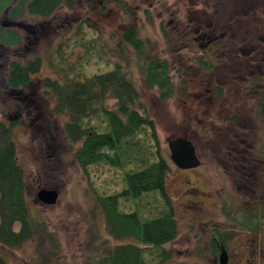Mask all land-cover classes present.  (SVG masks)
Wrapping results in <instances>:
<instances>
[{"label":"rangeland","instance_id":"rangeland-1","mask_svg":"<svg viewBox=\"0 0 264 264\" xmlns=\"http://www.w3.org/2000/svg\"><path fill=\"white\" fill-rule=\"evenodd\" d=\"M115 1L74 0L71 8L62 5L50 17L28 15L11 24L0 13V26L14 29L21 37L18 46L0 44V121L11 126L30 216L55 234L59 247L50 254L37 238L15 249L1 248L3 256L8 264H93L104 239L116 244L95 201L119 192L123 174L105 165L82 172L75 159L77 145L63 132L65 118L52 113V103L40 86L47 78L74 76L78 69L85 76L105 71L103 53L98 58L99 45L104 44L106 54L116 59L117 35L131 25L151 42V57L167 59L176 86L173 98L161 100L156 89L136 80L170 167L165 191L177 236L165 246L168 264H220V258L225 264H264V232L254 235L234 229L226 249L212 239L214 230L228 227L222 201L237 203L249 188L246 180L237 177L236 163L228 153L242 151L219 132L234 139L242 138L245 129L244 137L250 140L256 129L259 138L264 131L257 104L264 87V0H120L128 4L127 9ZM221 39H230L232 51L207 53ZM198 53L212 61L211 71L198 66ZM34 58L40 59V68L30 84L25 89L7 88L4 75L9 64ZM258 76L262 79L252 81ZM234 112L238 118L228 130L227 120ZM176 138L193 144L199 167L182 170L172 164L167 143ZM259 177L264 196V172ZM41 189L57 192L54 205L37 200ZM120 210L148 219L166 208L160 194L151 192L138 201L121 200Z\"/></svg>","mask_w":264,"mask_h":264},{"label":"trees","instance_id":"trees-1","mask_svg":"<svg viewBox=\"0 0 264 264\" xmlns=\"http://www.w3.org/2000/svg\"><path fill=\"white\" fill-rule=\"evenodd\" d=\"M9 4L10 0H0V13ZM73 4L74 0H17L8 15L13 19L28 15L50 17L62 5L71 8ZM115 4L128 8L125 1L116 0ZM117 36L116 59L106 54L104 44L99 45L98 58H103V53L105 71L85 76L78 69L76 75H66L61 80L47 78L40 88L52 103V113L65 118L63 132L71 144L77 145L75 159L82 172L87 174L89 167L105 165L123 174V187L119 192L96 197L107 233L116 244L104 239L100 256L93 264H168L165 246L177 236L176 220L165 191V177L170 167L161 153L155 124L141 101L136 80L139 78L147 89H156L161 100L175 96V81L167 59L150 56L151 42L139 36L137 27L130 25ZM0 44L18 46L21 37L15 30L0 28ZM232 49L230 39H221L209 46L207 53L227 50L229 54ZM195 61L202 69H213L212 61L202 54L198 53ZM39 68V58L25 64L11 62L4 75L6 87L25 89ZM258 79L259 76L252 81ZM215 90L221 94L218 87ZM257 104L259 117L264 120V87ZM237 118L238 113L234 112L227 120L228 130L233 129ZM241 130L242 138L234 139L225 131L219 132L225 139L233 140L242 151L234 155L232 151L228 153L236 163L237 177L249 184L244 198L237 203L222 201L221 210L228 227L214 230L212 239L225 249L234 229L254 235L264 232V196L258 184L261 181L258 174L264 172V131L259 138L257 129L254 132L252 128L254 136L248 140L244 137L245 129ZM151 192L160 194L166 208L157 217L142 219L136 212L120 210L121 200L138 201ZM37 238L48 247L50 254L57 252L55 234L30 216L24 173L16 160L11 126L0 121V264H8L1 248L15 249Z\"/></svg>","mask_w":264,"mask_h":264},{"label":"water","instance_id":"water-1","mask_svg":"<svg viewBox=\"0 0 264 264\" xmlns=\"http://www.w3.org/2000/svg\"><path fill=\"white\" fill-rule=\"evenodd\" d=\"M167 147L170 153V160L175 167L182 170H190L200 166L195 147L186 138L170 140L167 143ZM57 197V192L54 190L41 189L36 194L37 200L48 206L54 205ZM220 264H225L222 258H220Z\"/></svg>","mask_w":264,"mask_h":264},{"label":"flooded vegetation","instance_id":"flooded-vegetation-1","mask_svg":"<svg viewBox=\"0 0 264 264\" xmlns=\"http://www.w3.org/2000/svg\"><path fill=\"white\" fill-rule=\"evenodd\" d=\"M16 2H17V0H10V4L2 11V13L4 12V14H6V16L9 17L8 12H9L10 8L13 6V4H15ZM10 19H11V20H9L10 24L14 23L15 19H13V18H10ZM17 20H19V19H17ZM0 28H2V29H12V28H10L8 26H0ZM12 30H14V29H12ZM2 46L3 47H7V46H4V45H2ZM11 90H14V89H11ZM17 90H19V89H17Z\"/></svg>","mask_w":264,"mask_h":264}]
</instances>
